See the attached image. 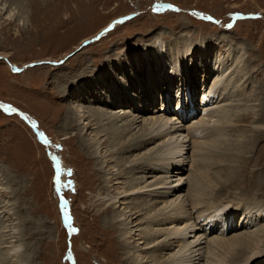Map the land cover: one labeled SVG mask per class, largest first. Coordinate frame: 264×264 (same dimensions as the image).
Segmentation results:
<instances>
[{
  "label": "rangeland",
  "instance_id": "obj_1",
  "mask_svg": "<svg viewBox=\"0 0 264 264\" xmlns=\"http://www.w3.org/2000/svg\"><path fill=\"white\" fill-rule=\"evenodd\" d=\"M160 45L165 50V62L158 60L153 65V72L156 77L164 76V81L153 91L151 108L142 110L138 115L141 116L138 119L139 126L128 131L131 133L125 138L127 132L116 131L110 143L99 149V154L95 153L98 146L92 147L90 151L80 149L77 137L82 138L85 143H93L100 124H96L97 121L91 117L84 122L81 120L83 124L80 127L83 131H64L61 117L65 110L78 112L102 109L100 111L106 113L103 116V128L107 132H103L95 140L105 136L103 143L109 138L106 134L111 132L112 126L117 129L127 123V119L111 121L113 118L108 120V116L114 113L122 115L123 112L137 115L133 114L136 113L131 109L134 104L126 100V96L130 100L129 94L141 92L139 80L147 73L145 65L148 67L143 54L146 52L148 55L153 47L158 48ZM203 49L209 51V54H203ZM185 51L189 53L188 63L184 61L189 74L187 71L181 73L182 70L178 68L175 79L167 83L174 73V56L177 59L178 54ZM3 53L8 54L10 62L0 59V248L14 244L21 247L18 256L12 257L10 254L6 257V262L2 261L3 257L0 255V264H127L128 258L129 262H133L137 256L149 259L152 253L136 254L138 247L148 248V245H143L142 240L147 226L143 219L145 215H142L144 212L132 224L137 226L132 234L136 236L127 239V243L122 242L129 249V255L119 251L113 257L112 253L111 243L114 240L121 243L125 238V227L114 217L126 206L133 207L140 200L134 199L135 196L125 199L123 205L117 203L112 207L115 213L106 215L104 208H108L112 201L105 205L103 202L110 191L117 195V189H122L124 182L132 179V176L135 178L143 175L141 172L144 169H134L135 161L140 163L144 156L157 155L163 138L155 139L146 147H140L123 156L119 154L111 158V152H106L117 146L125 147L131 136L141 134L144 119L156 116L152 110L157 112L158 108L162 110L164 107H169L165 114L173 119L174 115H180L176 112L178 108L181 109V114L185 109L188 111L187 116H184L187 119H181L180 125L185 127V138L188 137L191 142L194 138L188 136L191 132L187 129L189 126H196L198 123L194 119L203 115L199 102L205 101L200 100V96L221 76L223 68L230 72L237 66L235 79L230 82L232 88L229 87V92L224 97V104L230 105L228 111L230 115L233 114L232 120L235 124L229 128V135L227 134L225 142L222 143L224 145L220 144L218 148L231 146L229 148L235 158L230 159L234 161L230 166L240 180L246 179L242 173L245 168L250 170L247 171L248 176L254 173L258 181L263 179L262 182H257L258 185L264 184V166H256L257 161L264 164V149L255 140L250 142L257 126L254 121L259 120L264 109V0H0V55ZM134 57L140 62V67L135 68L141 69L137 81L129 77L133 71L128 65ZM233 58L239 60L229 69ZM135 65H138L137 62ZM56 67V70H50ZM104 67H109V71H104ZM99 73L103 81L92 83ZM231 73L233 75V71ZM61 75L68 76L71 82H90L87 87L89 90L86 91L87 99L83 100L79 92L72 97L59 96L60 79L55 78ZM228 77L226 76V80L230 79ZM167 87L168 94L173 97L171 96V101L166 105L163 104L161 93ZM74 88L75 91L81 89L79 86ZM111 91L117 97L120 96V103L112 105L110 102L111 107L100 104L102 96H107L109 93L106 92ZM179 92L185 94L184 104L177 98ZM115 99L110 97L107 101ZM79 105L83 108H76ZM4 106L12 111L6 112ZM236 106L240 109L237 110ZM244 114H249V121L235 126L241 119L239 115ZM204 119L208 123L205 122V126L202 124L203 127L198 124L201 131L197 132L203 141L212 135V128H209L212 125L210 114ZM263 122L264 117L262 126ZM87 124L89 126L84 128ZM236 130H240V133L242 131V137H235L238 133ZM41 134L49 143L43 142ZM237 140L246 143V146L236 150ZM183 144L184 149H188L185 146L188 143ZM166 148L168 147L162 149ZM220 151L212 148V154ZM52 157L56 158L55 162ZM217 159L219 158L208 157L202 160L205 167L202 170H207L213 178L220 177L217 171L221 167L215 162ZM56 162L60 166L59 184L56 183ZM190 162L185 161L186 171L181 174L188 183L180 192L181 200L190 188L188 176L195 170L193 167L191 169ZM177 168L172 167L168 171L171 176L169 182L175 180L172 176L176 175ZM146 170L149 171V167ZM122 171L130 173L120 174ZM63 174L68 175L65 181L61 179ZM165 175L167 174L162 171L147 175L151 178L147 179L146 184H151L156 178ZM244 182H240L238 187L228 185V188H224L229 198L243 200L254 206L261 204L264 207V188H251ZM206 185L200 191L203 189L204 194L215 196L219 187ZM121 197L122 195L118 197L119 200ZM168 199L158 200L149 215H158L163 210L167 212L170 208L166 210L164 207L167 203L165 200ZM210 202L212 199L207 203ZM65 210L70 217L71 229L75 231H71L65 223ZM192 212L195 223L200 219L196 224L204 234L203 238L224 235V230L220 232V229L225 227L227 221L233 220L230 219L232 215L227 216L231 209H225L223 214L217 212L220 218L216 212H209V216L203 217L197 215V210ZM211 214L215 217L209 224V217H213ZM241 214L242 211H239L238 226L227 231L228 235L249 229L247 225L251 219L249 222L245 219L242 221ZM253 215L245 213L246 217L258 218L259 223L251 228L256 230L264 225V218L257 213ZM114 219L117 220L116 229L111 233L107 231L105 223L106 220ZM152 227L155 230L169 226ZM151 228L148 229L151 231ZM162 239L163 237H157L156 243ZM189 240L193 241V238ZM151 246L150 244L149 247ZM179 251L180 246L156 254H161L167 261L174 254H179ZM204 251H207L206 248Z\"/></svg>",
  "mask_w": 264,
  "mask_h": 264
},
{
  "label": "bare ground",
  "instance_id": "obj_2",
  "mask_svg": "<svg viewBox=\"0 0 264 264\" xmlns=\"http://www.w3.org/2000/svg\"><path fill=\"white\" fill-rule=\"evenodd\" d=\"M202 52L205 55L209 54L207 53L209 51H207L206 49H203ZM163 53H165V50L162 48V45L158 46V48L153 47L148 55L146 52H144L143 56L146 58V63H148V67L147 65H145V69L147 68V73L143 76V78H141V80H143L144 83L141 80H139L140 78L139 72L141 70L139 68L140 67L139 60L134 57V60L131 59L129 61L130 63L128 66L131 67V71H133V74H130L129 77L130 79H136L135 81L139 80L141 84V88H140L141 92L129 94L131 96V99L129 100V97L126 96V100L134 104V106H131V109L133 110V112H136L133 114H137V115H132V114L129 115L128 112H123L122 115H117L114 113L108 116L107 118L108 120L109 118L110 120L111 118H113V120L111 121H117L118 119H122V120L127 119L126 121L127 123L125 122L126 124H124L121 128H117V129L114 128L115 126H112L111 132L110 133L108 132L106 134L108 135L109 138H107L103 143H102V140L105 138L104 135H103L104 137L101 136L98 140H95L98 138V136L102 135V133L106 131L103 128V125H104L103 121L105 120L103 119V116L106 113L100 111L102 109L98 110L94 108V109H88L87 111L79 110L78 112H74L72 110H65L64 116L61 117V124H62V128L64 131L70 130V129L78 130V132L83 131V128L80 127V125L83 124L82 121L84 122L85 120H89L91 117H94V121H97L96 124H100L98 130L95 132L93 143L91 142L94 145H92L91 143H85V141L82 138L80 139L79 137H77V143L79 144L80 149H83L85 151H90L92 147L98 146L95 152L97 154L99 152V149H101V147H103L104 145H108L110 143V139H113V137L116 135L115 134L116 131L120 133L127 132V134L124 136L125 138L127 135L131 133L128 131H133L139 126L140 121H138V119L141 118V116L138 117V115L141 114L143 111L151 108L153 104L152 97H154L153 91H155L156 90L155 88L160 86L164 81V76L159 75L158 77H156L154 76V72H153V65L158 60L165 62ZM188 54L189 53L185 51L181 54H178L177 59H176V56H174V60H173L175 62V67H173L174 73L170 76V79L166 81L167 83L171 82L172 79H175V75H176V72L178 71V68L182 70L181 73L187 71L185 69V66H186V62L188 63V58H187ZM0 59L7 60L10 62L8 54H5V53L0 55ZM166 60H167V57H166ZM232 60H233L232 61L233 63L231 64L229 69H232L233 66L235 65L234 62H238L239 59L233 58ZM136 62L138 65H135ZM135 66H139L138 67L139 69H136ZM236 67L234 70H232L233 75L231 73L232 71L227 72V69L223 68L221 70V74H220L221 76L219 75L220 77L216 78V80L212 83L211 86H208L207 90H205L202 93L203 94L202 97L200 96V100L202 99V101H205L204 103L199 102L200 108L202 109L201 113L203 115L202 116L200 115V117L195 118L194 121L197 120L196 123H198L201 126L202 124H204L203 126H205L206 125L205 122L208 123V121L207 119H204V118H206L210 114V120H212V125H209V128H212L210 131L212 134L211 135L212 139L208 138L207 140L203 141L201 137H198L197 132L200 130V127L197 124L196 126H189L188 129L186 128L187 130H189V132H191L188 136L189 137L191 136L192 138H194L191 142L188 141V137L185 138V135H186L185 127L180 125L181 119H184V120L187 119V117H184V116H187L188 111L185 109V111L183 110L181 114L180 113L181 109L178 108L176 112H178L181 115V117L180 115L177 117L176 115H174L175 119H173L172 117L167 116L165 114L166 113L165 111H167L169 107L168 109L164 107L165 110L164 108L162 110L158 108L157 112H155V109L152 110V112L156 116L155 117L153 116L152 118L150 117V119H147V120L144 119V124H142V128L140 129L141 134L137 136H131L130 139L126 141L127 144L124 145L125 147L119 148L116 145L117 146L116 148L114 149L110 148V150L106 152V153L111 152L109 155L111 156V158L119 154L120 155L122 154L123 156L124 154L131 153L132 151H135L139 149L140 147H143V146L146 147V145L152 143L153 141H155V139L160 140L161 138H163V141H161L160 143L162 147L158 151L156 150L158 152L157 155L149 154L146 157L144 156L141 159V161H139L140 163H137L138 161H135L136 163L133 166L134 169L136 168L140 170L144 169L145 171L143 170L141 172L143 173V175L137 176L135 178L134 176H132V179L124 182V186L122 187V189L120 188L117 189L118 191L117 195L116 193L114 192L111 193L110 191L109 194L107 193L108 194L107 199L103 202V205H105L109 201H112L111 205L108 208L106 209L104 208V213L106 215L109 213H113L115 211V210L112 211V207L115 204L120 203L121 205H123L124 204L123 202L126 201L125 199L135 196L134 199L140 200V202L138 203L136 202L134 206L132 205L133 207L126 206L123 211H120V213H118L117 215L115 214L116 216L114 218H118L119 219L118 221L115 219L106 220L105 224L107 225L108 232L114 233L117 222L120 225H123L125 227L124 228L125 234H123L125 235V238L121 241V243L119 241L114 240L111 237V240L112 241L114 240V243H111L113 247V252H112L113 257H116L119 251H121L122 253L125 252L126 256L129 255L130 253L129 249L127 248V246H124L122 242L125 241L127 243L128 241L127 239H133L134 236H136L135 234L132 236V234L134 232V227H137V226H132V224L138 218V216L144 212L142 215L143 216L145 215L143 219L145 220L144 224H147V226L145 227L146 228V230L144 231L145 236L142 237V240H144L143 245L145 246L148 245V248H145V247L143 248L142 246L138 247L136 254L138 255V254L144 253L148 255L149 253H152V255L150 254L151 256L149 257V259H146V257H143V256H137V258L134 259L135 262L134 261L129 262L130 259L129 258L126 259V262L128 261V263L130 264H133V263L134 264L135 263L136 264H148L150 262H153L154 264H166V263L167 264H264V225L261 224L262 227H258L256 230H251L252 227H254L256 224L259 223L257 220L258 218L255 219L254 217L250 218L248 216L247 217L245 216L246 212H247V215H253V213L255 214L257 213L259 214V216H262L264 218V207L261 204L254 206V205H251V203L249 204V202H243V200L242 201L241 200L237 201L236 199L232 200L229 198L228 194L226 193V190L224 189V188H228V185H232V187L233 185L235 187L236 186L238 187L240 182H243V181H245L244 183H246L247 186L250 185V187L255 186V188L256 187L264 188L263 183L259 185L257 183V182H262L263 179L261 181H258L256 179L257 175H254V173H252L251 176H248L247 171H250V170L244 168L242 170V173L245 174L244 178L246 179L240 180L239 175H236L233 171V168L230 166V164L234 162L233 160H230V159L233 157L235 158V155L231 153V149L229 148L231 146L229 147L224 146L223 148H218L220 144L225 142L226 136L229 135L228 133L229 128H232L235 124L234 121L232 120L233 114L230 115L229 114L230 111H228V109H230V105L224 104L226 102L224 100V97L229 92V87H231L230 86L231 80L235 79L234 74L236 72ZM56 69L57 67L50 68V70H56ZM103 70L109 71V67L108 68L104 67ZM186 73L189 74V71H187ZM226 76H229L230 79L226 80L227 79ZM101 78L102 77L100 76V73H99L98 75H96V77H94L93 80L92 79L90 80H92V83L97 82L98 84L103 81L101 80ZM176 78H179V76H177ZM58 79H60L58 81L59 86H60L59 96L65 98L68 95H71L70 97H72V95L74 96L76 95L77 92H79L81 94L80 97H83L82 98L83 100L87 99L86 91L89 90L87 87H88V83L90 82H85L84 80H78V81L71 82L69 77L66 75L57 76L55 78V80H58ZM193 85L196 87L195 84ZM76 86H79L81 89H78L77 91H75L76 89L74 87ZM191 92L188 91L187 93L191 94ZM106 93H109V94L107 96H104V95L102 96V99L99 101L100 104L110 106L111 105L110 102L112 103V105H116L120 103V96L117 97V95H115L113 91L106 92ZM161 94H162L161 98H162L163 104L167 105V103L171 101V96H172L168 94V87ZM230 94H232L231 91H230ZM178 95L180 96V98L179 96L177 98L181 100L182 104H184L185 94H183L182 92H179ZM110 97H115L116 99L114 101L108 102L107 98L109 99ZM122 105H125V104H122ZM76 108L81 109L83 107L79 105ZM236 109L239 110L240 107L236 106ZM118 112H121V111H118ZM263 113H264V109L262 110L259 116L260 118L258 117L259 120L254 121V124L257 126H256V129L253 130V133H254V136L252 137L253 139L250 140L249 138L250 142L255 140L254 142H256L257 145L262 149H264V138H262L264 137V126L261 125L262 118L264 117ZM191 116L192 115H190V117ZM239 116L241 117V119L236 123L235 126H238L237 124H242V123L249 121V114H244V115H239ZM239 116H237V118H239ZM199 118L201 119L199 120ZM79 121H81L80 124L78 123ZM88 126L89 125L87 124L84 126V128ZM237 130L236 132L238 133L235 135V137H242V131L240 133V130L239 131ZM205 134H206V131H205ZM213 137H215V139H213ZM185 142L188 143L187 145H185L186 147L188 146V149L186 148L184 149L183 143ZM236 144H237L235 146L236 150H241L242 147L246 146V143L240 140H237ZM170 146L171 148H169ZM165 147H168V148L162 149ZM212 148H214L215 150L217 149L221 151L220 153L212 154ZM103 150L101 151V153H103ZM183 150H186V151H183ZM208 157H215V158L220 159V160L219 159L215 160L216 163L220 164L221 169L224 168L222 171L221 169L217 171L220 176L219 178L217 177L213 178L207 172V170H202V169H205V167L203 166L202 160L204 161V159ZM188 160L191 161L190 162L192 164L191 169L195 168V170L193 169L194 173L192 170V173L189 174L188 176L190 188L187 194L185 195L187 199H185L186 197L184 196V198L181 200L182 194L180 192L183 187H185L186 185L188 186L187 181H184L183 180L184 177H182L181 175L183 174V172L186 171L185 161H188ZM62 162L64 161L62 160ZM132 163H134V161ZM257 165L264 166V164L261 163V161H257L256 166ZM133 167L131 166V169H130L131 171ZM146 167L147 168L149 167V171L146 170ZM172 167H178V168H177V171H175L176 175L172 176L174 177L175 180H171L169 182V179H171L170 178L171 176H169L168 171ZM159 170L162 171V173H166L168 176L167 175H165V177L160 176L159 179L156 178V181L154 180L155 182L151 184H146L148 183L146 182L147 179L151 178V177L148 178L147 175L150 176V174L151 175L155 174L156 171L160 172ZM127 172L130 173L129 171ZM127 172L122 171L120 172V174L121 173L126 174ZM134 174L135 172L133 173V175ZM67 177H68L67 174H63L61 179L65 181L67 180ZM221 179L224 181L222 182ZM204 184L205 186H207L206 184H208L213 187H217V186L219 187V190L215 194V196H212L213 194H208V193L204 194V192H202L203 189L202 191H200ZM120 195H122L121 200H119L120 198H118ZM169 197L174 198V199L169 200L168 199ZM209 198L212 199V202L208 204L207 202H209L210 200ZM122 199L124 200L122 201ZM160 199L162 200L168 199V201L165 200L167 203L164 209L166 210L169 208L170 209L167 212H164L163 210L158 215L156 214L155 215L152 214L153 216L149 215L150 213H152L151 211L154 210V208L156 207V202ZM213 199H216V200H213ZM202 209L203 210L205 209V210L202 211ZM225 209H231V213L228 214L227 216L232 215L230 219H233V220L227 221L225 227L220 229V232L224 230L223 232L224 235L222 234L221 236L203 238L204 234L201 232V229L196 224L200 221V219L199 221L195 223L192 218L193 214L191 215V212L193 210L194 211L197 210L198 214L197 213L196 214L199 217L201 216L203 217L204 215L209 216L210 215L209 212H212L213 214L215 212L216 213L220 212L221 214H223V211H225ZM9 210L10 209H8V211ZM239 211H242L243 213L241 214L242 221L243 219H245L247 222L249 219H251L250 222L248 221L249 225H247L249 226V229L247 231L236 232L234 234L228 235L227 231L231 230L233 227L239 224L237 222V216L239 215ZM213 214L211 215L213 216ZM214 217L215 216L209 217L208 219L209 224L214 219ZM167 224L169 227L168 228L163 227L164 229L154 228L155 230H153V227H152V226L161 227ZM250 224H252L253 226H250ZM148 228H151V231ZM7 233H4V235ZM138 236H142V235H138ZM157 237L158 238L163 237V239L156 243ZM189 238H193V241L189 240ZM202 240H204L205 242H203ZM150 244L152 245L151 247H149ZM0 245L2 246V244ZM204 245H207L205 247L207 251H204L205 249L203 247ZM179 246H180V251L182 252L179 251L178 252L179 254H174V256L171 257L172 259H168L167 261L165 260V257H161V254L159 255L156 254V252L163 253L164 251H169V249H173L174 247H179ZM20 247H21L20 245H15V244L10 247H1L0 255H2L3 257L2 261H5L6 257L10 254H12V257H17L19 254ZM152 249L154 250L152 251ZM205 255H207V258ZM119 259L120 258H118V260Z\"/></svg>",
  "mask_w": 264,
  "mask_h": 264
},
{
  "label": "snow or ice",
  "instance_id": "obj_3",
  "mask_svg": "<svg viewBox=\"0 0 264 264\" xmlns=\"http://www.w3.org/2000/svg\"><path fill=\"white\" fill-rule=\"evenodd\" d=\"M157 10H159V8H157ZM4 110L7 112V111H12V109H10L8 106H4ZM33 127H35V125H33ZM41 139L43 140V142L45 144L49 143L46 139H44L43 137V134H41ZM53 161L55 162L56 161V158L55 157H52ZM55 167H56V170H57V177H56V183L59 184V169H60V166H59V163L56 162L55 163ZM57 191H59V188H57ZM64 220H65V223L67 225H69L70 227V230L71 231H75V229H71V221H70V217L67 213V211L65 210L64 211Z\"/></svg>",
  "mask_w": 264,
  "mask_h": 264
}]
</instances>
